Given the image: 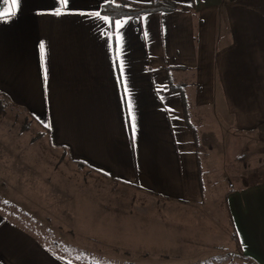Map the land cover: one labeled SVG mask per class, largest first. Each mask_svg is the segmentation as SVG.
I'll return each mask as SVG.
<instances>
[{
  "label": "crops",
  "instance_id": "crops-1",
  "mask_svg": "<svg viewBox=\"0 0 264 264\" xmlns=\"http://www.w3.org/2000/svg\"><path fill=\"white\" fill-rule=\"evenodd\" d=\"M111 1L20 0L9 18L11 0H0V96L84 169L201 204L207 136L264 135V0H173L190 8L121 19L102 12ZM225 206L228 239L264 264V179L232 187ZM151 216L114 212L85 233L173 263L179 230L173 239ZM0 264L75 263L0 207Z\"/></svg>",
  "mask_w": 264,
  "mask_h": 264
},
{
  "label": "rangeland",
  "instance_id": "rangeland-1",
  "mask_svg": "<svg viewBox=\"0 0 264 264\" xmlns=\"http://www.w3.org/2000/svg\"><path fill=\"white\" fill-rule=\"evenodd\" d=\"M0 103V207L57 255L75 264H128L145 254L154 257L148 264H158L154 259H165L158 252H128L85 233L114 212L139 211L163 218L173 239L179 230L181 258L164 264L251 263L228 239L225 197L232 187L264 179V135H208L212 164L202 173L203 202L178 203L73 163L25 112L2 96Z\"/></svg>",
  "mask_w": 264,
  "mask_h": 264
},
{
  "label": "trees",
  "instance_id": "trees-1",
  "mask_svg": "<svg viewBox=\"0 0 264 264\" xmlns=\"http://www.w3.org/2000/svg\"><path fill=\"white\" fill-rule=\"evenodd\" d=\"M189 8V6L179 4L173 0H151L149 3L114 0L104 4L102 12L109 15L112 19H121L127 16H139L154 11L188 10ZM78 164L84 166L83 163Z\"/></svg>",
  "mask_w": 264,
  "mask_h": 264
},
{
  "label": "snow or ice",
  "instance_id": "snow-or-ice-1",
  "mask_svg": "<svg viewBox=\"0 0 264 264\" xmlns=\"http://www.w3.org/2000/svg\"><path fill=\"white\" fill-rule=\"evenodd\" d=\"M19 2H20V0H11V3L13 5V10H11L8 13V17L9 18L15 15V8L18 7ZM67 2H68V0H62V3L65 4V5L67 4ZM57 14H59V13H57ZM96 15H99V13H97ZM4 18H5L4 17V14L3 13H0V19H4ZM41 49L43 50V45H41Z\"/></svg>",
  "mask_w": 264,
  "mask_h": 264
}]
</instances>
